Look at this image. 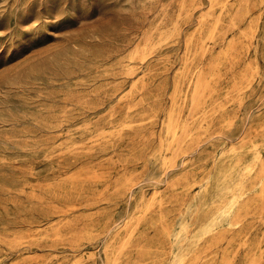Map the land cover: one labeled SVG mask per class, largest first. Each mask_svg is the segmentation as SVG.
I'll return each mask as SVG.
<instances>
[{
  "label": "rangeland",
  "instance_id": "374dc122",
  "mask_svg": "<svg viewBox=\"0 0 264 264\" xmlns=\"http://www.w3.org/2000/svg\"><path fill=\"white\" fill-rule=\"evenodd\" d=\"M262 166L264 0H0V264H264Z\"/></svg>",
  "mask_w": 264,
  "mask_h": 264
},
{
  "label": "bare ground",
  "instance_id": "6f19581e",
  "mask_svg": "<svg viewBox=\"0 0 264 264\" xmlns=\"http://www.w3.org/2000/svg\"><path fill=\"white\" fill-rule=\"evenodd\" d=\"M142 56H143V55H142ZM200 73H201V72H200ZM197 79H198V78H197ZM251 79H252V78H251ZM209 81H210V80H209ZM195 83H197V84L195 85V86H196V87H195V94H197V93L200 92V89H201V87H202L203 84H202V81H201L200 78H199L198 81H196ZM204 87H206V86H204ZM204 87H203V88H204ZM204 89H205V88H204ZM201 92H202V91H201ZM199 94H200V93H199ZM204 103H205V102H204ZM196 105H197V103H196ZM170 114H171V113L169 112V117H170ZM169 117H168V118H169ZM176 121H177V120H176ZM168 122H169V121H168ZM170 122H171V121H170ZM170 122H169V123H170ZM167 126H168V123H167ZM170 126H171L170 129H171L172 132H173V137H175L176 134H177V131H178V125H177V123L174 121V123H173L172 125L170 124ZM167 128H168V127H167ZM185 128H186V127H185ZM166 131H168V130L166 129ZM184 133H185V132H184ZM158 137H159V136H158ZM176 138H177V137H176ZM172 140H173V139H172ZM177 141H178V140H177ZM251 142H252V141H251ZM172 143H173V142H172ZM160 148H161V147H160ZM160 150H161V149H160ZM168 160H169V159H168ZM163 162H164V161H163ZM263 167H264V166H262V169H263ZM261 172H262V171H261ZM261 172H260V173H261ZM125 177H126V176H125ZM130 178H131V177H130ZM127 181H128V183H129V180H127ZM128 183H127V184H128ZM124 184H125V183H124ZM124 184H123V185H124ZM261 197H262V196H261ZM261 199H262V198H261ZM233 206H234V205H233ZM245 210H246V209H245ZM226 211H227V210H226ZM239 212H241V211H239ZM260 213H261V212H260ZM234 216H235V214H234ZM238 216H240V214H238ZM238 216H237V217H238ZM232 217H233V216H232ZM241 217H242V216H241ZM235 218H236V216L234 217V219H235ZM232 219H233V218H232ZM234 219H233V220H234ZM236 219H237V218H236ZM165 231H166V230H165ZM227 242H228V241H227ZM253 253H254V252H253ZM254 254H255V253H254ZM260 255H261V253H260ZM252 258H255V259H256L255 255H254V256L252 255ZM260 258H262V257H260ZM260 258H258V259L260 260ZM258 259H257V261H258ZM249 261H250V260H249ZM251 261H252V260H251ZM221 262H223V261H221ZM255 262H256V261H255ZM181 263H182V262H181ZM183 263H185V261H184ZM225 263H226V262H225ZM251 263H252V262H251ZM248 264H250V263H248ZM252 264H253V263H252ZM254 264H255V263H254ZM258 264H260V263H258Z\"/></svg>",
  "mask_w": 264,
  "mask_h": 264
}]
</instances>
